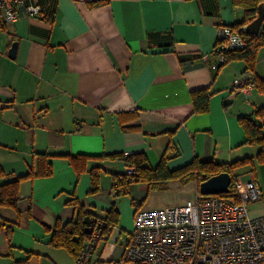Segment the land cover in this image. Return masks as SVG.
Returning a JSON list of instances; mask_svg holds the SVG:
<instances>
[{
  "label": "crops",
  "instance_id": "1",
  "mask_svg": "<svg viewBox=\"0 0 264 264\" xmlns=\"http://www.w3.org/2000/svg\"><path fill=\"white\" fill-rule=\"evenodd\" d=\"M96 1L107 3L91 8ZM31 4L41 10L34 16L25 10ZM244 19L233 0H26L15 23L0 21V168L11 177L36 173L37 155H47L52 168L49 177L22 182L17 211L1 210L12 223L9 243L0 232L1 264H78L69 250L50 244L56 222L74 219L69 202L76 200L98 217L116 204L119 215L109 240L85 264L123 255L135 213L146 209L147 184L113 197L125 163L90 159L87 170L100 168L99 190L91 194V175H77L69 155L144 154L149 168L166 158L170 171L194 159L253 158L237 179L259 183L262 199L250 205V214L264 215L260 147L247 142L238 122L250 117L264 133V118L255 116L264 94L255 86L247 98L230 97V84L249 71L245 62L213 72L202 59L213 51L220 24ZM253 74L264 80V46ZM201 89L211 94L209 109L194 114L190 95ZM10 179L0 178V185Z\"/></svg>",
  "mask_w": 264,
  "mask_h": 264
},
{
  "label": "built area",
  "instance_id": "2",
  "mask_svg": "<svg viewBox=\"0 0 264 264\" xmlns=\"http://www.w3.org/2000/svg\"><path fill=\"white\" fill-rule=\"evenodd\" d=\"M25 1L0 0L1 23H15ZM25 10L30 16L41 11L34 4ZM243 33L246 26L217 27L213 51L202 56L211 71L219 70L229 52L246 47ZM255 86L253 72L247 71L230 84L227 92L230 97L241 94L247 98ZM136 175L134 167L126 166L114 181L111 195L115 197L120 184ZM235 191L238 202L221 195L197 194L184 205L138 210L123 255L108 264H264V215L250 214V205L262 199L260 185L255 179H237ZM104 227L102 219L96 220L76 256L78 264L87 263L96 247L109 240Z\"/></svg>",
  "mask_w": 264,
  "mask_h": 264
},
{
  "label": "trees",
  "instance_id": "3",
  "mask_svg": "<svg viewBox=\"0 0 264 264\" xmlns=\"http://www.w3.org/2000/svg\"><path fill=\"white\" fill-rule=\"evenodd\" d=\"M105 3H107V1H96L92 3L90 7H99ZM261 4H264V0H233V5L241 7L244 10L245 19L244 21L236 23L231 27L242 28L252 22L257 17L258 7ZM243 35L246 39V47L242 50L229 52L226 56L225 63L220 66L219 70L230 61L241 60L245 62L247 70L254 72L257 52L264 46V20L258 35L250 36L246 33H243ZM255 84L258 91L264 94V80L255 77ZM190 96L194 114H203L208 111L209 99L211 96L208 89L193 91ZM255 116L259 119L264 118V106L256 111ZM238 122L245 132L247 142L256 144L260 147V151L256 156V161L261 164L264 163V133L262 126L257 125L250 117L239 118ZM36 157L38 160L36 173L31 170L24 176L11 177L10 174L4 173L0 168V178H11L0 185V232L5 234L8 243L11 239L12 223L7 222L3 218L1 210L10 208L17 211L20 186L23 181L31 180L35 177H49L52 174V168L48 163V156L37 155ZM67 158L77 175L82 172H89L91 175V194H95L99 190L100 168L94 167L87 170V161L90 159H120L126 166L134 167L137 171V175L131 180L120 184L121 188L118 190L116 197L126 195L128 193L129 186L137 183H145L147 184L148 189H150L153 188L152 185L163 182L181 181L182 183H187L194 180L196 182L197 189L199 190L200 184L210 177L220 173H228L231 177L230 191L227 194H221V196L232 202L239 201L235 191V183L238 177V174L236 173L237 170L253 164V158H245L231 163L201 162L194 159L185 167L170 171L167 168L166 158L161 160L158 167L153 169L149 168L146 165L147 158L144 154H133L128 156L117 154L99 157L69 155ZM119 176L120 175H117L114 181H116ZM69 203L76 208L75 217L65 223L57 221L54 227L50 230V244L53 247L65 248L74 256H77L79 251L83 248L84 242L89 239L96 220L102 219V221H104V232L108 235H110L112 230L118 226L119 215L116 209V204L111 205L104 217H98L89 212V210L77 200L70 201Z\"/></svg>",
  "mask_w": 264,
  "mask_h": 264
},
{
  "label": "rangeland",
  "instance_id": "4",
  "mask_svg": "<svg viewBox=\"0 0 264 264\" xmlns=\"http://www.w3.org/2000/svg\"><path fill=\"white\" fill-rule=\"evenodd\" d=\"M152 187L147 188L148 198L141 205L146 208L145 210L184 205L188 200H194L196 196V186L193 181L183 184L180 181H169L154 184Z\"/></svg>",
  "mask_w": 264,
  "mask_h": 264
},
{
  "label": "water",
  "instance_id": "5",
  "mask_svg": "<svg viewBox=\"0 0 264 264\" xmlns=\"http://www.w3.org/2000/svg\"><path fill=\"white\" fill-rule=\"evenodd\" d=\"M264 20V4L258 7L257 17L246 25V33L256 36L259 34ZM16 44L9 51V57L14 58ZM231 177L228 173H220L212 176L199 186V194L202 196L227 194L230 191Z\"/></svg>",
  "mask_w": 264,
  "mask_h": 264
}]
</instances>
